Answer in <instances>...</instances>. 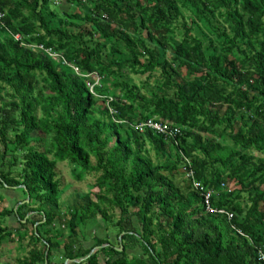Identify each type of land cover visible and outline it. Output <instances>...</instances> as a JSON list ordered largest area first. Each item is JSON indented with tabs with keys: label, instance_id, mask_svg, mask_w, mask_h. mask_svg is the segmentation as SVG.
Instances as JSON below:
<instances>
[{
	"label": "trees",
	"instance_id": "obj_1",
	"mask_svg": "<svg viewBox=\"0 0 264 264\" xmlns=\"http://www.w3.org/2000/svg\"><path fill=\"white\" fill-rule=\"evenodd\" d=\"M0 14V188L25 196L0 211L20 223L0 245H33L14 264H264V0H0ZM147 119L180 134L133 128ZM61 162L96 175L65 213Z\"/></svg>",
	"mask_w": 264,
	"mask_h": 264
},
{
	"label": "rangeland",
	"instance_id": "obj_2",
	"mask_svg": "<svg viewBox=\"0 0 264 264\" xmlns=\"http://www.w3.org/2000/svg\"><path fill=\"white\" fill-rule=\"evenodd\" d=\"M59 7H61V9H65L67 5L62 3L59 5ZM146 76L147 74L141 77L133 76L132 79L134 83L139 85L140 81L142 80L144 81L146 79ZM149 81L152 82L153 80L150 79ZM2 151L3 148L0 145V153H2ZM150 154L151 156H153V152H151ZM92 162L94 163L93 160ZM71 170L72 168L70 167V165H68L67 162L58 163L55 168V171L57 173V179L60 182V188L63 190L59 198V210L63 213L67 212L68 209L74 206L77 195L89 194L92 196L94 193L97 192V189L94 186V183L96 181L95 174L85 175L82 180L77 181L74 180ZM178 181L181 182L182 177H178ZM19 189L20 188H14V189L0 188V211H2L3 209L9 211L13 209L15 211L18 205L24 203L25 196ZM109 213L112 214L114 218L116 219L118 218V214L116 210L114 211L111 210ZM34 215H36L37 217L39 216L36 213H29L26 216V219ZM98 221L99 223L101 222L100 219H98ZM25 222L26 220H24L22 223ZM0 226L7 230H14L17 228L20 229V223L13 214H9L5 217H2L0 215ZM31 228L32 227L30 226V224H28L27 225L28 233L30 232ZM61 229L63 230V234L65 236L66 230L63 227H61ZM86 233L88 235V233L90 234L92 232H90L89 229L86 231ZM99 233L101 235V232ZM108 233L109 232L105 234ZM114 238H115L114 232L109 233V239L113 241ZM91 243L92 241L90 240V238L83 242L84 246H89L91 245ZM32 248L33 245L30 244L28 236H26V238H24V240L22 241H18L17 238L13 236L12 240L5 241L0 245V264H14L17 262L18 259L27 257L29 251Z\"/></svg>",
	"mask_w": 264,
	"mask_h": 264
},
{
	"label": "built area",
	"instance_id": "obj_3",
	"mask_svg": "<svg viewBox=\"0 0 264 264\" xmlns=\"http://www.w3.org/2000/svg\"><path fill=\"white\" fill-rule=\"evenodd\" d=\"M1 19H2V14H0V21H1ZM15 39L20 40L18 35L15 36ZM38 47L42 48L41 45H39ZM46 52L50 56H54V57L59 56L56 53L52 52L50 49H47ZM69 67L72 68V70L74 71V73L76 75L89 79V81L87 82V87L89 88V91L91 94H93L94 96L99 97V98H104L103 96L97 95L95 93V88L101 86V77L96 72H92L89 74H82L79 71V69L77 67H75L74 65L69 64ZM111 101H112V98H107L106 104L108 106L109 113L111 115H114L115 110H113L109 106V103ZM133 128L135 130H137L139 133H143L146 130H150L155 134L163 135L165 137H170V138H174L180 134V128L179 127L174 126V125L165 124V123H160V122L156 121L155 119H147L145 121L139 122V123L135 124L133 126ZM185 177L191 181L193 189L202 197L204 209L207 213L226 214L227 218L231 219V217H232L231 214L225 212L224 210H218V209H215L212 207L211 198L213 197L215 192L212 189L204 186L201 182L197 181L194 178V174H193V171L191 169H187V170L185 169ZM220 189L223 191L225 190L226 192H230V189L228 187H226V185L224 183H220ZM258 256H259V260L264 262V253L260 252Z\"/></svg>",
	"mask_w": 264,
	"mask_h": 264
},
{
	"label": "water",
	"instance_id": "obj_4",
	"mask_svg": "<svg viewBox=\"0 0 264 264\" xmlns=\"http://www.w3.org/2000/svg\"><path fill=\"white\" fill-rule=\"evenodd\" d=\"M25 202H28V198H27V200L25 201ZM121 240H120V237H119V242H120ZM105 246V245H104ZM102 246H98V247H96V248H94L91 252H90V254L88 255V257L89 256H91L97 249H99V248H101ZM117 251H121L122 250V247L120 246L119 248H115ZM77 263V262H79V260H66V262L64 263V264H67V263Z\"/></svg>",
	"mask_w": 264,
	"mask_h": 264
}]
</instances>
